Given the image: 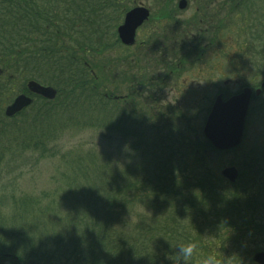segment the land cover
Here are the masks:
<instances>
[{
    "label": "trees",
    "instance_id": "obj_1",
    "mask_svg": "<svg viewBox=\"0 0 264 264\" xmlns=\"http://www.w3.org/2000/svg\"><path fill=\"white\" fill-rule=\"evenodd\" d=\"M156 2L162 7L141 28L142 41L125 47L116 31L136 0H0V164L55 156L70 173L44 194L4 188L2 263L173 264L178 243L195 241L189 264L207 255L239 264L251 245L264 244L263 156L243 155L237 180L227 182L214 161L224 152L202 135L209 109L201 97L187 106L183 97L156 95L160 85L209 65L212 47L200 42L196 11L182 25L175 0ZM235 2L220 4H248ZM30 81L52 88L55 98L31 95ZM140 93L145 102L137 104ZM20 94L31 105L5 117ZM87 130L108 141L106 159L62 152L65 135ZM24 154L32 156L22 161Z\"/></svg>",
    "mask_w": 264,
    "mask_h": 264
},
{
    "label": "rangeland",
    "instance_id": "obj_2",
    "mask_svg": "<svg viewBox=\"0 0 264 264\" xmlns=\"http://www.w3.org/2000/svg\"><path fill=\"white\" fill-rule=\"evenodd\" d=\"M208 1L209 4L212 5L220 4L223 0ZM178 2L179 0H175L174 9L177 11V20L180 21L183 25L190 19V17H194L193 15L197 7V3L195 5H191V3L188 2L187 10L180 11L177 8ZM136 4L137 6H143L147 8L152 14L162 7V5L156 2V0H136ZM187 23L191 24L192 21H189ZM196 24L198 25V20L196 21ZM255 24L256 22L254 21V26ZM234 30L235 34H232L233 40H237V30L239 34L240 28L236 27L234 28ZM142 32L143 31L141 29L136 35V46H138L137 44L142 41ZM228 43V40L219 41L212 50V54H217L216 52H218L219 49L221 51L224 49L225 53H222L220 56L211 58V63L209 65L202 66V68L200 67L197 70H191L190 72L184 74L183 77L178 80L176 85H160L158 87V93L156 95H159L163 100L170 101L173 100L175 96L178 98L183 97V100L186 101L187 106H193L194 103L197 102L198 98L201 97L199 98L200 105L203 109H209L217 96H221L223 99H226L227 97L238 94L246 86V84L254 82L253 68H251L248 63L250 57H248L247 59L246 55L245 57L240 56L239 54H237L238 50L234 46L229 49L231 45ZM132 52L139 54L140 48H135ZM209 54H211V51L208 53V55ZM235 55L237 56L235 57ZM150 57L151 56H148L145 59H152V57ZM142 58L144 57H139V59ZM257 60L258 62L255 63V65L258 64L261 67V59L259 56ZM262 67L264 69V66ZM122 68L126 69L124 66ZM141 68L142 64L139 69ZM199 70H202L201 72L203 73H201ZM205 72L208 73V76H202ZM129 73L131 74L132 71ZM125 87L126 86L124 82H119V94L125 93ZM191 88L199 89V93H194L195 97L192 95L193 91L190 90ZM178 89L180 90V93H178ZM143 102H145V99L142 98V94L140 93L138 95L136 103L140 104ZM259 106L260 100L256 101L249 111L248 120H246L243 134L244 139L239 149H256L264 146V115ZM58 144L61 146V149L63 150L62 152H75V154H78L82 157L99 154V159L104 160L107 158V154H112V151L109 150L108 141L106 139L103 140L98 135V132L94 130H87L79 133L65 135ZM75 154L71 156H75ZM24 155L25 156L22 161L25 158L32 156L30 154ZM20 160L21 157L15 159L14 161H10V158L6 157V159L3 160V162L0 164L1 196H3V194H9L8 191H12L13 189L16 192L15 194L19 196L44 194L46 192L57 189V186H62V176L64 174L65 176L70 174L69 170L62 166V163L59 164V159L55 156L52 158L38 160L37 162L29 164L27 166H23L20 163ZM214 161L221 164V172L229 168H234L238 172L243 167V165L241 164L242 156H238L232 151L224 152V154L221 155H216ZM118 163L122 165V163H120L119 161ZM12 165L15 166V169H12ZM65 171L67 172L65 173ZM222 177L227 182H229L224 176ZM5 187H9L8 191L4 189Z\"/></svg>",
    "mask_w": 264,
    "mask_h": 264
},
{
    "label": "flooded vegetation",
    "instance_id": "obj_3",
    "mask_svg": "<svg viewBox=\"0 0 264 264\" xmlns=\"http://www.w3.org/2000/svg\"><path fill=\"white\" fill-rule=\"evenodd\" d=\"M231 1L232 3H236V0ZM245 1L248 3L245 6H242L240 4L238 6L236 4H202L201 6L197 7L195 11L197 12L196 17L198 20L199 32L201 34L200 42L204 43L208 42L209 40L211 42V54L208 55V53L210 52L209 51L207 53V57L214 58L220 56L222 53H225L224 49L222 51L219 49L218 52H216L217 54H212V50L217 45V43L223 40H228V44L231 45L229 49L234 46L238 50L237 54H239L240 56L245 57L246 55L247 59L248 57H250L248 63L250 67L253 68L254 82L246 84V86L243 88L248 89L251 92L246 117V120H248V114L250 109L253 107V104L259 100V107L260 110L263 111L264 115V69L262 67L264 66V0H261L262 4L260 6H253V0ZM187 8L188 1H186V6L183 10L186 11ZM191 18L192 17H190V19ZM242 18L244 22L240 26H244H239L240 36H238L237 40H233L232 34H235L234 28L237 27L238 19ZM190 19L188 21H190ZM254 21L256 22L255 26ZM244 32L246 33L245 37L243 36V34H245ZM231 38L233 41L231 40ZM203 49L205 50L206 46H203ZM236 56L237 55H235V57ZM258 56L261 59V67L258 64L255 65V63L258 62ZM199 71L201 72L202 70ZM204 75H208V73L205 72L202 76ZM231 151L238 156L250 154L253 156H263L264 158V146L256 149L251 148L244 150L239 149L238 147L237 149ZM262 241L264 242V239H262ZM250 248L251 254L248 256L247 262L239 264H260L255 261L257 253L253 254L252 252L259 251L258 253H264V244L251 245ZM0 264L6 263H2L0 261Z\"/></svg>",
    "mask_w": 264,
    "mask_h": 264
},
{
    "label": "water",
    "instance_id": "obj_4",
    "mask_svg": "<svg viewBox=\"0 0 264 264\" xmlns=\"http://www.w3.org/2000/svg\"><path fill=\"white\" fill-rule=\"evenodd\" d=\"M185 6L186 1L180 0L178 2L180 10H183ZM148 17L149 11L142 6L134 7L125 14L122 25L117 29L118 38L124 46L134 44L136 30ZM27 89L30 94L46 100H53L56 95L52 88L41 86L33 81L28 82ZM250 94V90L244 89L241 93L230 97L226 101H223L220 96L215 99L202 129L204 138L214 149L227 151L236 148L240 144ZM31 103L30 97L23 94L18 95L6 107L4 114L7 118H12L29 107ZM222 175L230 182H234L237 177L234 168L223 170ZM255 261L264 264V253L257 254Z\"/></svg>",
    "mask_w": 264,
    "mask_h": 264
},
{
    "label": "clouds",
    "instance_id": "obj_5",
    "mask_svg": "<svg viewBox=\"0 0 264 264\" xmlns=\"http://www.w3.org/2000/svg\"><path fill=\"white\" fill-rule=\"evenodd\" d=\"M178 251L174 257H171L173 264H189V261L193 258L197 244L195 241H186L178 243ZM198 264H217V260L213 255H207L202 257Z\"/></svg>",
    "mask_w": 264,
    "mask_h": 264
}]
</instances>
